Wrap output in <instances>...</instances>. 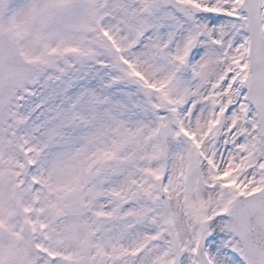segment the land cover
<instances>
[{"label": "snow or ice", "instance_id": "1", "mask_svg": "<svg viewBox=\"0 0 264 264\" xmlns=\"http://www.w3.org/2000/svg\"><path fill=\"white\" fill-rule=\"evenodd\" d=\"M0 264H264V0H0Z\"/></svg>", "mask_w": 264, "mask_h": 264}]
</instances>
